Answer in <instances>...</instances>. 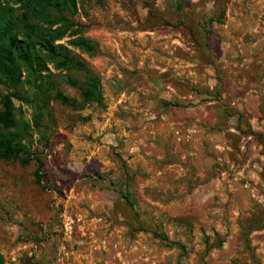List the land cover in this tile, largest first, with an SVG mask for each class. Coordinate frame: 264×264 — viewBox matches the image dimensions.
I'll return each instance as SVG.
<instances>
[{
  "label": "rangeland",
  "instance_id": "rangeland-1",
  "mask_svg": "<svg viewBox=\"0 0 264 264\" xmlns=\"http://www.w3.org/2000/svg\"><path fill=\"white\" fill-rule=\"evenodd\" d=\"M23 2L0 0L15 33L60 29L104 104L39 45L47 97L0 79L27 143L0 159L3 264H264V0H78L53 24Z\"/></svg>",
  "mask_w": 264,
  "mask_h": 264
},
{
  "label": "trees",
  "instance_id": "trees-1",
  "mask_svg": "<svg viewBox=\"0 0 264 264\" xmlns=\"http://www.w3.org/2000/svg\"><path fill=\"white\" fill-rule=\"evenodd\" d=\"M26 8L32 7L34 15L42 14L46 24H53L58 20L54 14L61 16L63 10H76L78 0H23ZM101 2L103 0H96ZM0 10V79L10 82L18 87L23 81V73L26 74L24 81L29 83L37 94L47 97L54 88L50 80L51 71L46 65L44 57L37 51V46L43 47L48 53L49 61L56 68H81L86 71L88 80L81 86L83 90L84 102L82 106L90 101H95L99 105L104 104V95L100 77L86 68L83 61L76 59L69 51L68 47L63 45H54V40L63 36L60 29L47 28L40 22H25L18 33H15L17 27L16 16L13 13L14 8L1 7ZM54 12V14H53ZM26 16V14H24ZM54 18V19H51ZM60 22V21H59ZM53 30V32H52ZM57 32V33H54ZM22 34V37H19ZM79 44L90 49L94 47L88 40L82 39ZM39 48V47H38ZM46 72L44 74L43 72ZM17 93H6L3 97V107L0 108V159L12 160L20 158L26 163L27 159L21 156V153L27 148L24 139V128L16 118V106L14 98ZM54 97L62 101L76 105L78 102L74 98L63 94L61 91H55ZM165 104L181 105L178 101L165 100ZM36 176L41 177V168L36 171ZM156 236L168 239L158 231L152 230ZM0 264L3 259L0 255Z\"/></svg>",
  "mask_w": 264,
  "mask_h": 264
}]
</instances>
